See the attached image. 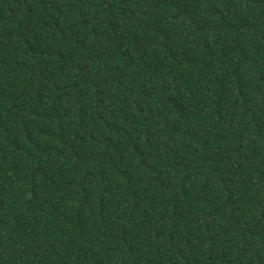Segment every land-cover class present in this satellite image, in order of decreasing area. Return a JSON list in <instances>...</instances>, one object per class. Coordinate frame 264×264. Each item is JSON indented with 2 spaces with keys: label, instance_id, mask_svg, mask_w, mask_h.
Segmentation results:
<instances>
[{
  "label": "trees",
  "instance_id": "16d2710c",
  "mask_svg": "<svg viewBox=\"0 0 264 264\" xmlns=\"http://www.w3.org/2000/svg\"><path fill=\"white\" fill-rule=\"evenodd\" d=\"M0 264H264V0H0Z\"/></svg>",
  "mask_w": 264,
  "mask_h": 264
}]
</instances>
